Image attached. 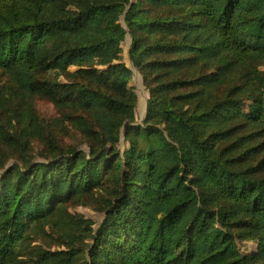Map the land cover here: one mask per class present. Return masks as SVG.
Returning <instances> with one entry per match:
<instances>
[{
  "label": "trees",
  "instance_id": "1",
  "mask_svg": "<svg viewBox=\"0 0 264 264\" xmlns=\"http://www.w3.org/2000/svg\"><path fill=\"white\" fill-rule=\"evenodd\" d=\"M263 90L264 0H0V264H264Z\"/></svg>",
  "mask_w": 264,
  "mask_h": 264
},
{
  "label": "rangeland",
  "instance_id": "2",
  "mask_svg": "<svg viewBox=\"0 0 264 264\" xmlns=\"http://www.w3.org/2000/svg\"><path fill=\"white\" fill-rule=\"evenodd\" d=\"M122 19L124 20V17L122 16ZM128 31L126 32V36L125 39L122 43V47H123V55L125 58L126 63L128 64V57L126 55L128 49H129V45L131 44L132 38ZM130 38V39H129ZM126 47L128 48L126 51ZM135 71H137V69H132V73H133V83H131L132 87L134 88V90L136 91L137 94V105H136V122L135 123H141L146 115V105H147V93H146V89H145V83L142 79V76L139 74L141 81L143 83V87L141 85V81L138 78L137 74L135 73ZM262 97L264 99V90L262 91ZM39 111L42 115H44L45 117H50L54 114V109L53 106L46 100H40V103L38 105ZM144 108V113L142 114V110ZM145 115V117H144ZM144 117V119H143ZM121 138H123V132L121 131L120 133ZM82 148L85 146H81ZM71 211L76 213V212H81V213H89L90 211L86 208L83 207H78L77 209L75 208H71ZM239 247L243 250H251L254 251L257 249V244H255L254 242H247L246 244L242 245L239 243Z\"/></svg>",
  "mask_w": 264,
  "mask_h": 264
},
{
  "label": "water",
  "instance_id": "3",
  "mask_svg": "<svg viewBox=\"0 0 264 264\" xmlns=\"http://www.w3.org/2000/svg\"><path fill=\"white\" fill-rule=\"evenodd\" d=\"M127 34H129V33H127ZM129 47H130V45H129ZM126 55H127V57H128V64H127L128 67H129L131 70H132L133 68L136 69V68L133 66V63H132V61H131V59H130V57H129V49H128ZM145 115H146V112H145ZM145 115H144V117H145ZM144 117H143V119H144Z\"/></svg>",
  "mask_w": 264,
  "mask_h": 264
},
{
  "label": "bare ground",
  "instance_id": "4",
  "mask_svg": "<svg viewBox=\"0 0 264 264\" xmlns=\"http://www.w3.org/2000/svg\"><path fill=\"white\" fill-rule=\"evenodd\" d=\"M130 39V38H129ZM127 47H126V51H127ZM135 73L137 74V76H138V78L140 79V81H141V78H140V76H139V74H138V72L137 71H135ZM141 85H142V87H143V83H142V81H141ZM144 113V108H143V110H142V114Z\"/></svg>",
  "mask_w": 264,
  "mask_h": 264
}]
</instances>
